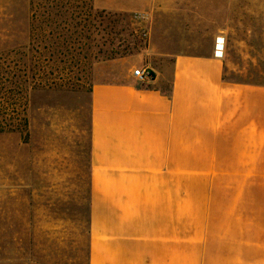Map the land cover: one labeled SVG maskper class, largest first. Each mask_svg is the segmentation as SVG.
Masks as SVG:
<instances>
[{
  "label": "rangeland",
  "instance_id": "1",
  "mask_svg": "<svg viewBox=\"0 0 264 264\" xmlns=\"http://www.w3.org/2000/svg\"><path fill=\"white\" fill-rule=\"evenodd\" d=\"M103 2L127 11L0 0V264H89L92 239L106 235L133 251L115 228L121 200L92 186L94 85L213 55L225 82L264 86V0Z\"/></svg>",
  "mask_w": 264,
  "mask_h": 264
},
{
  "label": "crops",
  "instance_id": "2",
  "mask_svg": "<svg viewBox=\"0 0 264 264\" xmlns=\"http://www.w3.org/2000/svg\"><path fill=\"white\" fill-rule=\"evenodd\" d=\"M170 66L92 89V186L134 249L101 233L89 264H264V86L225 82L213 55Z\"/></svg>",
  "mask_w": 264,
  "mask_h": 264
},
{
  "label": "built area",
  "instance_id": "3",
  "mask_svg": "<svg viewBox=\"0 0 264 264\" xmlns=\"http://www.w3.org/2000/svg\"><path fill=\"white\" fill-rule=\"evenodd\" d=\"M134 18L142 23L149 21V15L146 13H136ZM133 77L137 80L146 83L154 80V72L149 68L138 67L133 70Z\"/></svg>",
  "mask_w": 264,
  "mask_h": 264
},
{
  "label": "trees",
  "instance_id": "4",
  "mask_svg": "<svg viewBox=\"0 0 264 264\" xmlns=\"http://www.w3.org/2000/svg\"><path fill=\"white\" fill-rule=\"evenodd\" d=\"M6 127H8V126H6L5 124H1L0 125V133H3V132H5L7 129H6ZM13 126H12V124H11V128H10V131H13L14 130V128H12Z\"/></svg>",
  "mask_w": 264,
  "mask_h": 264
}]
</instances>
